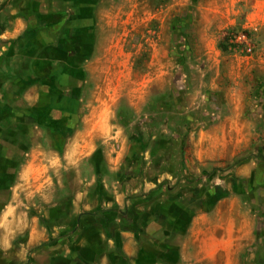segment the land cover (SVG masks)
Wrapping results in <instances>:
<instances>
[{
  "label": "rangeland",
  "instance_id": "1",
  "mask_svg": "<svg viewBox=\"0 0 264 264\" xmlns=\"http://www.w3.org/2000/svg\"><path fill=\"white\" fill-rule=\"evenodd\" d=\"M141 1L143 32L123 36L143 72L138 77L144 92L133 102L116 103L122 112L115 118L124 121L126 137L140 141L134 143L138 150L150 149L156 136L180 144L183 151L179 175L148 195L174 201L182 194L191 202L189 216H200L204 231L222 239L224 249L212 258L190 256L187 264H264V25L243 27L251 5L246 1L236 3L233 25L222 21L223 0ZM64 2L0 0V264H40V232L47 238L45 227L52 229L44 218L46 206L71 203L77 190L92 181L97 191L103 186L101 143L96 157L81 162L79 175L64 164L67 143L79 128L80 108L89 106L94 87L69 72L72 57L89 56L90 50L77 47L80 43L58 46L69 59L60 69L48 71L43 64L48 45L42 38L54 20L53 9ZM156 9L161 17L155 16ZM47 17L48 26L41 23ZM232 28L252 31L244 51L221 48ZM47 89L62 92V105L80 97L79 110L41 111L40 93ZM135 90L140 93V86ZM128 104H141V109L133 112ZM158 146H152L156 153ZM70 234L47 241L67 236L71 242Z\"/></svg>",
  "mask_w": 264,
  "mask_h": 264
},
{
  "label": "crops",
  "instance_id": "2",
  "mask_svg": "<svg viewBox=\"0 0 264 264\" xmlns=\"http://www.w3.org/2000/svg\"><path fill=\"white\" fill-rule=\"evenodd\" d=\"M71 1L72 7L66 8L70 3L65 0L61 8L53 9L54 20L42 38L48 45L43 52V64L48 71L68 64L69 59L63 56L61 47L68 49L80 43L77 47L90 50L87 58L74 56L71 59V78L89 79L94 87L89 106L84 110L80 108L79 128L68 141L63 158L65 167L75 168L79 175L77 168L81 162L94 157L101 143L104 151L99 156L102 162L99 177L103 186L97 191L90 187L94 185L92 181L88 188L77 190L71 203L61 201L46 206L44 218L52 229L45 227L47 238L45 232H40L44 242L65 232H75L77 236L73 242L67 241L65 236L55 245H43L40 264H187L190 256H196V261L212 258L215 252L224 249L222 239L204 231L200 216H189L190 200L180 201L182 194L174 201L167 196L148 195L162 181L179 175L183 155L180 144L153 136L150 149L138 150L134 143L140 141L126 137L124 121L115 118L116 113L122 112L116 111V103L121 104L125 98L133 102L134 97L144 92L140 85L143 79L138 77L143 72L132 59L130 42L123 36L143 32V2ZM240 1L251 3L243 27L264 25V0H223L220 10L223 23L236 22L235 7ZM154 12L155 16H162L160 9ZM49 17L42 18L41 23L48 26ZM171 17L172 27L176 28V14ZM138 86L140 93L135 95ZM62 95L57 90L41 91V111L73 114L79 110L80 97L77 101L72 98L74 106L62 105ZM128 105L136 113L141 109V104ZM140 137L142 140L143 136ZM155 144L159 145L157 153L152 147ZM170 144L173 146L169 147ZM90 165L93 170L94 163ZM95 167L98 168V163ZM126 176L130 181L124 179ZM139 192L143 196L138 197ZM198 226H201L199 233Z\"/></svg>",
  "mask_w": 264,
  "mask_h": 264
},
{
  "label": "trees",
  "instance_id": "3",
  "mask_svg": "<svg viewBox=\"0 0 264 264\" xmlns=\"http://www.w3.org/2000/svg\"><path fill=\"white\" fill-rule=\"evenodd\" d=\"M242 31L245 32L246 34H248V36H250V35H251V32H252L251 30H242ZM238 32H240V30H236V28H232V29H230V30H229V35L226 36V39H227V42H226V43H227V44L224 43L223 41L220 42L221 48H222L224 51H228V50L230 49V47H231V48H234V47H233L234 44L229 43V40H230V34H236V33H238ZM230 45H231V46H230ZM182 154H183V151H182ZM182 160H183V155H182ZM98 181H99V178H98ZM184 187H186V185H185ZM158 188H159V187H158ZM227 194H228V192H225V194H224L223 196H218V197L215 199V201L217 202V201L220 200L222 197H225ZM183 201H185V200H183ZM76 236H77V234H76L75 232L70 234L71 242L74 241V239L76 238ZM57 243H58V239H52L50 242H49V241L44 242L43 245H55V244H57Z\"/></svg>",
  "mask_w": 264,
  "mask_h": 264
},
{
  "label": "built area",
  "instance_id": "4",
  "mask_svg": "<svg viewBox=\"0 0 264 264\" xmlns=\"http://www.w3.org/2000/svg\"><path fill=\"white\" fill-rule=\"evenodd\" d=\"M230 43L234 44V48L244 51L248 46H250L249 36L243 31L231 34Z\"/></svg>",
  "mask_w": 264,
  "mask_h": 264
}]
</instances>
